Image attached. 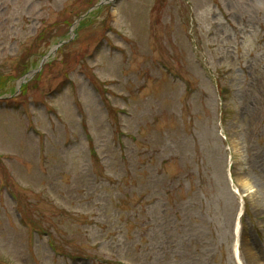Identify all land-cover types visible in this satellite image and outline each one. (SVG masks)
I'll return each mask as SVG.
<instances>
[{"label":"rangeland","instance_id":"1","mask_svg":"<svg viewBox=\"0 0 264 264\" xmlns=\"http://www.w3.org/2000/svg\"><path fill=\"white\" fill-rule=\"evenodd\" d=\"M96 2L0 0V264H264V0Z\"/></svg>","mask_w":264,"mask_h":264},{"label":"water","instance_id":"2","mask_svg":"<svg viewBox=\"0 0 264 264\" xmlns=\"http://www.w3.org/2000/svg\"><path fill=\"white\" fill-rule=\"evenodd\" d=\"M107 0H100L97 3H95L92 7H90L88 10L96 7L97 5H99L100 3H105ZM77 21V19L74 21V23ZM63 41H60L56 44H54L48 51L47 53L41 58L39 66L37 68L34 69H30L28 70L26 73H24L23 75H21L18 79H17V87H19L21 85L22 82L26 81V78H29L36 70H38L40 68V66L42 65V63L45 61V59L51 55L52 53H54L55 48L60 45Z\"/></svg>","mask_w":264,"mask_h":264},{"label":"bare ground","instance_id":"3","mask_svg":"<svg viewBox=\"0 0 264 264\" xmlns=\"http://www.w3.org/2000/svg\"><path fill=\"white\" fill-rule=\"evenodd\" d=\"M242 245L244 246V248H245V246H250L247 238L243 239ZM246 249H247L248 259L250 261V264H261V261H258L259 259L256 257L255 253H253V252L251 253L250 250L248 249V247H246Z\"/></svg>","mask_w":264,"mask_h":264},{"label":"trees","instance_id":"4","mask_svg":"<svg viewBox=\"0 0 264 264\" xmlns=\"http://www.w3.org/2000/svg\"><path fill=\"white\" fill-rule=\"evenodd\" d=\"M23 67H24V66H23ZM26 68H27V67L25 66L23 69H21V70L19 71L18 75L20 76V75H22L23 73H25V72L27 71Z\"/></svg>","mask_w":264,"mask_h":264}]
</instances>
